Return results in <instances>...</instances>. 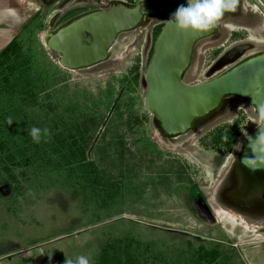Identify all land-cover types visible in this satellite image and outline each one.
<instances>
[{"label": "rangeland", "instance_id": "1", "mask_svg": "<svg viewBox=\"0 0 264 264\" xmlns=\"http://www.w3.org/2000/svg\"><path fill=\"white\" fill-rule=\"evenodd\" d=\"M105 1L108 0H36L39 10L28 21L29 31L22 35L23 49L34 57L32 61L50 69L53 88L60 89L63 101L66 96H85L91 105L93 102L101 105V111L109 105L107 122L115 99L120 98V109L125 112L122 120L126 121L128 113L133 125L124 138L125 147L132 154L124 152L123 161L116 160L107 167L99 164L91 145L86 155L98 166V183L83 179L76 170H72L74 179L70 178L65 169L45 165L38 155L36 161L28 164L26 159L20 165L6 162L8 170L0 162V264H66L78 256L86 257L89 264H98L97 256L104 243L117 244L125 238H132L131 250L140 259L147 257L142 260L152 264L185 261L187 254L199 246L216 247L221 253L219 260L223 258L225 264H264V187H257L248 199L239 200L232 192L239 186L237 177L234 181L231 172L225 174L235 155L231 146L227 144V151L212 147L214 129L233 124L230 126L234 133L244 137L260 124L247 97L228 95L197 119L179 140L173 141L163 133L144 106L143 81L157 38L155 27L165 21L159 12L147 14L135 28L120 33L106 59L87 68H63L58 55L46 47L50 34L85 12L100 9L99 5ZM140 1L143 0L111 3ZM164 1L154 0L155 7ZM234 9L221 18L213 34L195 43L191 60L182 73L184 83H201L222 74L224 70H219L235 60L220 66L224 55L218 53L223 50L239 44L238 48L247 53L263 42V36H257L250 27L257 22L264 30L262 17L248 13L254 10L250 1L237 0ZM136 65L138 79L134 81L129 72ZM125 75L132 76L129 84L123 82ZM4 107L6 103L0 101V108ZM8 115L12 123L15 116L26 125L32 119L30 114L25 117L23 110ZM127 124L121 129L126 130ZM104 126L95 133L98 142ZM9 134L14 137L12 129ZM235 146L240 150L241 140ZM28 154L31 152L27 151ZM167 160L177 161L183 167L181 179L172 172L162 173L161 166L170 167L162 163ZM261 182L253 180L250 185L259 186ZM190 184H196L206 196L213 210L210 216L198 211L190 199L187 190ZM220 208L228 215L218 214Z\"/></svg>", "mask_w": 264, "mask_h": 264}, {"label": "trees", "instance_id": "2", "mask_svg": "<svg viewBox=\"0 0 264 264\" xmlns=\"http://www.w3.org/2000/svg\"><path fill=\"white\" fill-rule=\"evenodd\" d=\"M163 26L161 23L155 27V38ZM29 27L30 23L0 51V101L6 103V108H0V162L4 164V169L8 170L6 162L20 165L23 159H26L28 164L31 160L36 161L38 155L45 165L65 169L70 178L73 177L72 170H76L77 175L83 179H92L98 183L100 171L95 162L86 155V150L93 145L99 164L107 166L116 160L123 161L124 152L129 151L132 154L130 148L125 147L124 140L125 135L130 133L129 129L133 128L130 116L126 113V116L128 115L126 121L122 120L125 112L120 109V98L115 99L112 115L107 122L105 115L106 107L109 105L101 111V105L96 102L91 105L85 96L81 98L66 96L63 101L60 89L53 88L54 82L51 80L53 75L50 69L46 64L40 65L32 61L34 57H29L30 55L26 53L28 50L23 49L22 35L29 31ZM39 29H42L40 24ZM152 53L153 50L150 52V58ZM129 74H133L134 81L138 79L137 65L130 69ZM131 77L125 75L123 82L129 84ZM48 80L50 84L47 85ZM45 85L48 88H45ZM22 110L25 117L28 114L32 117L27 121V125L15 115L13 123L9 124L8 114L13 111L21 113ZM124 123H128L126 130L121 129ZM103 124L105 126L98 142L95 140V133ZM33 126L47 128L48 138L42 139L39 144L33 143L31 137L27 135L28 131L25 132ZM11 129L14 131V137L9 134ZM219 134L220 132L215 136V140H212L217 147L221 138ZM27 141L29 142L26 145ZM27 151L31 154L27 155ZM139 157L142 158L143 154H139ZM162 163L170 164V167L161 166L163 174L172 172L178 174L176 175L178 179L182 178L183 167L177 165V161L167 160ZM74 164L75 166H72ZM128 168L129 166L127 170L130 171ZM188 186L190 197H194L196 184ZM123 241L125 243L121 247L120 243ZM123 241L118 240L117 244L104 243L97 256L98 264H152L142 260L147 257L143 256L140 259L136 251L131 250V243L134 241L132 238H125ZM220 255L216 247L206 249L199 246L196 251L187 254L185 261H178L177 264H225L222 257V260H219Z\"/></svg>", "mask_w": 264, "mask_h": 264}, {"label": "water", "instance_id": "3", "mask_svg": "<svg viewBox=\"0 0 264 264\" xmlns=\"http://www.w3.org/2000/svg\"><path fill=\"white\" fill-rule=\"evenodd\" d=\"M235 1L231 0L233 4ZM181 4H186V0H166L158 7L154 0L114 3L106 10L97 9L66 23L47 37L46 47L58 55V63L63 68H87L106 59L120 33L135 28L147 14L159 12L165 17L164 26L155 40L143 81L144 106L159 121L162 130L168 134L187 129L194 119L232 94L247 96L251 92L253 102L264 116V55L201 83L182 81L195 43L213 34L221 19L208 31H182L174 20H169ZM262 141L264 121L252 132L244 147L245 162L251 166L264 165Z\"/></svg>", "mask_w": 264, "mask_h": 264}, {"label": "flooded vegetation", "instance_id": "4", "mask_svg": "<svg viewBox=\"0 0 264 264\" xmlns=\"http://www.w3.org/2000/svg\"><path fill=\"white\" fill-rule=\"evenodd\" d=\"M111 1L112 0H108V1H105L104 3H102L100 5L98 4L99 5L98 8L103 9V10L108 9L111 5L114 4V3H111ZM236 1H235V3H236ZM249 1L252 4V7H253L254 10H251L248 13L249 14H253L254 16L255 15H259L260 17H262V20L264 22V12L261 9V7L264 9V0H249ZM96 3H98V2H96ZM95 10H97V9H95ZM92 11H94V9L93 10H90L88 12H92ZM88 12H85L84 14H86ZM229 12H227V13H229ZM257 25H258L257 22H254L252 25H250V27L252 26V32L253 33H256L257 36H263V39H264V30L261 29V28H259V26H257ZM240 33H243V32H240ZM232 34L233 35H239V34H237V32H233ZM240 40L241 39H239V41ZM260 43L261 44H259V43L256 44L257 47H254L253 51H247V53L246 52L244 53V50H241V47L238 48V45L239 44L233 46L232 48H228L227 50H223L221 53H218V55H220V56H223L224 55L223 56L224 57V62H221V65L220 66H222L223 64H226V63H231V61L233 59H235L234 61H232L233 63L230 64V66L228 65L230 68L227 69L228 66L227 67H223L219 71L221 72V71L224 70L222 72V74H223L227 70H229L231 68H234L235 66L241 64L242 62H245V61L250 60L252 58H256V57H259V56H263L264 55V40H263V42H260ZM193 50H194V48H193ZM212 78H214V77H212ZM209 79H211V78H209ZM227 96H224L222 99H224ZM245 97H247L248 100L252 103V105L254 107V110L253 111L257 114V121L260 123L257 127L254 128V130H255L264 121V116L258 111V109L256 107V104L253 102L252 93L250 92ZM240 108L241 107H238V109H240ZM206 114H204V115H202V116L194 119L190 123V125H189V127L187 129L182 130V131H179V132H175V133H168L170 139L173 140V141H176V140H179V138H181L182 136H185L186 133L189 131V129L192 126L195 125L196 120L199 119V118H201V117H203V116H205ZM252 116H253V119L255 120L256 119V116L255 115H252ZM158 123H159V121H158ZM237 123H238V121L235 120L234 125H236ZM159 125H160V123H159ZM230 125H233V124H230ZM230 125H228V126H221V127H224V128L217 129V130L214 129L213 130L214 131V134H213L212 139L215 138V136L219 132H220V134H219L220 136L219 137H221V138L219 139V143H218V146L219 147L215 146L214 143H212V145L216 149H221V150L225 149V151L229 150L228 149L229 147L227 148V144L231 146L230 147L231 152L233 153V155L234 154L235 155L233 156V158L231 160L232 166H230L228 169L225 170L226 171L225 174L226 175L227 174L229 175V173L231 172L233 174V180L234 181H235V178L237 177L236 180H237V184H239V186H237V188H235V189L232 190V192L234 194L235 193L237 194L235 196L238 197L239 200L240 199H244V198H247L248 199L249 198L248 197L249 195L256 193L255 190H256L257 187L258 188L260 186L261 187H264V165H261V166H258V167L251 166V165H249L248 163L245 162V158L243 156V153H244L243 151H244V147L246 145V141H247V139L249 138V136L252 134V132L254 130H252L250 133H248L247 136L242 137V134L241 133L239 135L236 134V133H234V131L231 129V126ZM160 127H161V125H160ZM161 130H162V128H161ZM162 131H163V133L167 134L164 130H162ZM236 138H239V139H236ZM240 140H241L242 146H241V149L240 150H237V146H235V145H236V143H238V141L240 142ZM223 146H225V147H223ZM253 180H254V182H255V180H257L259 182L262 181V182L259 184V186L256 185V183H255L256 186L255 185H250L251 182H253ZM221 182H222V179L220 180L219 185H220ZM223 185L224 184H221V188L222 189L224 188ZM189 197H190V195H189ZM190 199H192V201H194L196 203V205L198 207V211L202 212L203 214H205L207 216H210V213H213L212 208L208 204V201H207L206 196H204V194L198 188V186H197V189L195 191V196L194 197H190Z\"/></svg>", "mask_w": 264, "mask_h": 264}, {"label": "clouds", "instance_id": "5", "mask_svg": "<svg viewBox=\"0 0 264 264\" xmlns=\"http://www.w3.org/2000/svg\"><path fill=\"white\" fill-rule=\"evenodd\" d=\"M234 10L231 0H186V4L179 5L169 20H174L176 27L182 31L204 32L216 26L225 12ZM28 135L33 143L39 144L42 139L48 138V129L33 126ZM66 264H89V261L84 256H78L75 260H67Z\"/></svg>", "mask_w": 264, "mask_h": 264}, {"label": "crops", "instance_id": "6", "mask_svg": "<svg viewBox=\"0 0 264 264\" xmlns=\"http://www.w3.org/2000/svg\"><path fill=\"white\" fill-rule=\"evenodd\" d=\"M38 10L36 0H0V51L37 15Z\"/></svg>", "mask_w": 264, "mask_h": 264}, {"label": "bare ground", "instance_id": "7", "mask_svg": "<svg viewBox=\"0 0 264 264\" xmlns=\"http://www.w3.org/2000/svg\"><path fill=\"white\" fill-rule=\"evenodd\" d=\"M217 213L218 214H223L224 213V214H227L228 215V212L225 211V210H223V209H221V208L219 210H217Z\"/></svg>", "mask_w": 264, "mask_h": 264}]
</instances>
